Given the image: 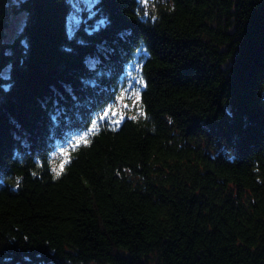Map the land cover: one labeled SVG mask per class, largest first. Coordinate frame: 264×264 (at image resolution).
<instances>
[{
  "label": "trees",
  "instance_id": "16d2710c",
  "mask_svg": "<svg viewBox=\"0 0 264 264\" xmlns=\"http://www.w3.org/2000/svg\"><path fill=\"white\" fill-rule=\"evenodd\" d=\"M70 11L0 0V264H264V0Z\"/></svg>",
  "mask_w": 264,
  "mask_h": 264
},
{
  "label": "rangeland",
  "instance_id": "374dc122",
  "mask_svg": "<svg viewBox=\"0 0 264 264\" xmlns=\"http://www.w3.org/2000/svg\"><path fill=\"white\" fill-rule=\"evenodd\" d=\"M95 1L96 0H70L71 11L68 16L69 25L72 26V24L77 23L80 17V13H81L80 11L83 9L87 10L91 8ZM150 1L151 0H142V3L145 4V6H147V4ZM24 19H25V15L23 12H18V13L11 15L8 26L6 28V39L7 40L12 39L15 36V34L22 28L24 24ZM132 96H133L132 101H135L136 100L135 96L134 95ZM120 98H118L115 103L106 107V109H104L102 112V116L104 115L105 112H107L108 115H110L112 112H118V115H121L122 113H120L121 112L120 108L122 106V101ZM73 143L69 141L64 146H61L59 148L56 147L57 149L51 152L52 154H51L50 163L52 164L53 169H57L60 163L62 162L63 160L62 157L65 156V153H66L64 148L66 149L68 146L71 147ZM49 160H50V157H49Z\"/></svg>",
  "mask_w": 264,
  "mask_h": 264
},
{
  "label": "snow or ice",
  "instance_id": "6c2138e0",
  "mask_svg": "<svg viewBox=\"0 0 264 264\" xmlns=\"http://www.w3.org/2000/svg\"><path fill=\"white\" fill-rule=\"evenodd\" d=\"M141 83H142V81H141ZM137 96H138V93H137ZM112 114L115 115V113H112ZM107 116H108V113L105 112L104 115L100 117V119L101 120L106 119ZM112 123L113 124H118V121L113 120ZM96 124H97V121H93V125L95 126ZM89 131L90 132L95 131V127L93 129L89 130ZM83 140H85V137H79V139H78V141L76 143L78 144L80 141H83ZM62 167H63V165H61V168ZM57 175H59V172H57Z\"/></svg>",
  "mask_w": 264,
  "mask_h": 264
}]
</instances>
